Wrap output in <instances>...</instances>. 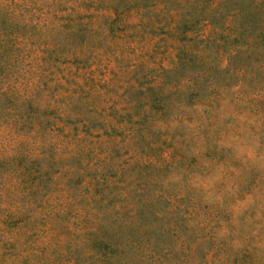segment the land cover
<instances>
[{"label":"trees","instance_id":"trees-1","mask_svg":"<svg viewBox=\"0 0 264 264\" xmlns=\"http://www.w3.org/2000/svg\"><path fill=\"white\" fill-rule=\"evenodd\" d=\"M122 54L138 57L142 75L95 89L96 68ZM228 91L261 115L264 0H0V264H159L140 217L160 211L108 202L107 181L104 189L91 176L86 157L95 145L130 149L170 123L163 97L183 96L181 119ZM73 180L90 198L72 229L88 260L42 253L26 228L65 212L57 188Z\"/></svg>","mask_w":264,"mask_h":264},{"label":"rangeland","instance_id":"rangeland-1","mask_svg":"<svg viewBox=\"0 0 264 264\" xmlns=\"http://www.w3.org/2000/svg\"><path fill=\"white\" fill-rule=\"evenodd\" d=\"M136 53L140 55L139 48ZM155 61H160L158 56ZM138 63L137 56L126 54L119 62L113 55L105 57L104 71L96 68L94 88L104 85L108 92L117 80L141 76ZM163 100L171 104L170 123H157L159 130L130 149L119 146L107 154L103 146L95 145L85 169L99 177L104 189L107 181L112 195L108 202L118 199L160 211L157 217L150 213L140 217L161 249L159 264H264V104L259 115L251 103H238L228 91L209 111L174 119L183 111V96ZM191 118L194 121L189 122ZM123 124L129 127L130 123ZM136 124L147 132V123ZM63 162L68 169L75 159ZM122 176L134 178L120 185ZM74 182L59 183L57 188L68 203L62 207L64 213L52 215L46 225L28 223L26 228L38 240L34 248L42 253L55 251L62 257L74 253L88 260L72 229L90 198ZM115 187L126 193L115 195ZM64 188L66 194L61 191Z\"/></svg>","mask_w":264,"mask_h":264}]
</instances>
